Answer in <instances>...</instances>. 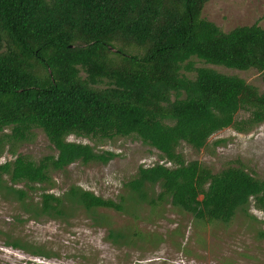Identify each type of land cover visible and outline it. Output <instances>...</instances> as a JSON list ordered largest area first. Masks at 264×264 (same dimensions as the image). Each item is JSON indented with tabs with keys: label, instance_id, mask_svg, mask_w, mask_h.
<instances>
[{
	"label": "trees",
	"instance_id": "1",
	"mask_svg": "<svg viewBox=\"0 0 264 264\" xmlns=\"http://www.w3.org/2000/svg\"><path fill=\"white\" fill-rule=\"evenodd\" d=\"M208 1L0 0V158L7 146L15 156L0 164V191L22 204L27 193L16 188L20 184L52 187L53 172L115 158L71 136L99 142L134 137L164 162L139 166L120 203L78 186L61 196L43 187L33 215L123 212L126 200L170 203L203 224L230 223L239 212L249 215L252 205L264 213V178L239 161L215 173L179 152L184 143L205 148L224 129L248 134L264 124V91L194 62L256 70L264 81V28L224 32L202 16ZM240 112L248 117L238 120ZM34 130L57 155L39 161L17 155V145L29 142ZM31 253L49 256L41 249Z\"/></svg>",
	"mask_w": 264,
	"mask_h": 264
},
{
	"label": "rangeland",
	"instance_id": "2",
	"mask_svg": "<svg viewBox=\"0 0 264 264\" xmlns=\"http://www.w3.org/2000/svg\"><path fill=\"white\" fill-rule=\"evenodd\" d=\"M202 16L224 32L254 24L264 28V0H209ZM194 62L197 68L210 67L238 76L264 91L262 73L256 70H230L197 59ZM246 117L245 112H240L237 119ZM69 140L89 144L97 152H113L115 158L107 164L74 163L62 172H53L52 187L36 185L37 189L32 190L20 184L16 188L27 193L22 204L13 193L1 190L0 264H264V213L253 205L249 215L239 212L227 224L197 222L170 203L153 207L129 200L123 212L97 208L87 214L81 208L64 219L34 216L31 210L40 207L43 187L46 193L61 196L78 186L120 203L122 196L127 197L124 184L139 166L164 162L156 149L134 137L99 142L71 136ZM8 149L9 146L0 164L15 158ZM179 152L186 162L198 161L215 173L239 166V161L254 177L263 179L264 124L248 134L224 129L214 134L205 148L195 150L184 143ZM16 153L34 161L57 155L41 130H34L29 142L17 145ZM11 243L18 244V249ZM35 249L49 256L32 254Z\"/></svg>",
	"mask_w": 264,
	"mask_h": 264
}]
</instances>
